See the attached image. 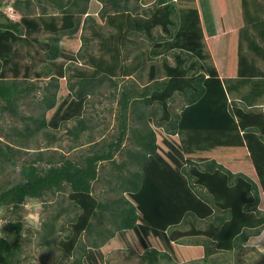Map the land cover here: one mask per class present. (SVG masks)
Instances as JSON below:
<instances>
[{
    "label": "trees",
    "instance_id": "trees-1",
    "mask_svg": "<svg viewBox=\"0 0 264 264\" xmlns=\"http://www.w3.org/2000/svg\"><path fill=\"white\" fill-rule=\"evenodd\" d=\"M4 1L0 0V5ZM52 1L63 13V22L59 25L54 18L44 20L46 31L52 33L48 41L39 42L46 49L47 69L36 74L50 77L44 85L30 80V65H25L21 75L20 62L15 58V45L29 40L28 36L40 31L42 24L19 12L20 0L15 2L13 12L21 16V21L0 11V111L25 124L24 131L17 130L16 140L10 139L5 148L0 147L2 160L14 165L21 162L19 180L0 186V228L4 232L0 235V264L20 263L25 229L20 211L28 199L45 201L49 195H63L57 202L61 210L43 222L42 236L47 245H53L58 217L64 211L73 212L69 232L59 239L65 250L63 257L71 259L72 264H104L105 253L115 248L138 254L146 264H162L163 260L168 264L198 260L208 264L217 261L210 257L215 252L233 251L259 235L264 229V109L256 107L252 98L264 94V79L255 81L257 93L253 95L252 88L243 94V105L238 106L229 102L231 88L228 90L213 64H192L196 71L203 70L194 73L198 74L195 78L189 76L191 65L185 66L186 52L192 56L199 53L203 60L210 56L201 43L205 33L200 4L196 0L177 4L157 0L154 7L142 13L130 4L132 0H101L104 6L100 17L106 16L110 28L104 33L103 28L94 27L96 19L89 13L91 0ZM231 1L211 2L216 8V28L225 35L230 27L220 24L229 17L217 11L224 13ZM238 2L247 20L259 22L262 29V37L258 44L252 42V49L264 63V46H260L264 41V0ZM47 11L44 6L41 14ZM82 23L91 27L92 35L82 36L81 47L76 39L62 42L63 37L76 36ZM158 27L162 34L157 35ZM236 34L231 33L230 58L241 59ZM142 35L149 38L151 46H141L134 40L138 51L126 45L127 38ZM93 38L100 41L101 55L86 59L82 47L89 46ZM172 53L177 54L176 65L168 59ZM77 60H84L88 67L71 72ZM259 73L264 77L262 69L254 74ZM146 76V84L136 82ZM119 77L132 79L119 94L115 137L93 142L75 156L52 151V143L58 138L55 131L71 120L76 124L67 132L76 144H82L79 139L87 130L88 140L93 139V126L82 113L91 96L100 93L106 83L117 86ZM38 91L39 111L25 115L20 110L23 100L30 94L37 97ZM176 94L186 99L180 112L171 109ZM152 106L156 107L154 116L147 121L143 115H148ZM158 109L162 111L160 117ZM40 131L48 138L46 151L38 147L32 157L23 159L22 155L32 148L31 138ZM116 154L123 156L121 162ZM108 162L121 174L115 183L108 178L110 172L101 173ZM248 164L254 167L257 178L245 171ZM103 180L109 185L99 198L94 183ZM109 190L113 195L104 196ZM65 198L70 206H60ZM6 211L9 215L4 221ZM11 213L18 217L13 218ZM179 226L185 229L178 230ZM84 233L91 237L88 245L79 243Z\"/></svg>",
    "mask_w": 264,
    "mask_h": 264
},
{
    "label": "rangeland",
    "instance_id": "rangeland-1",
    "mask_svg": "<svg viewBox=\"0 0 264 264\" xmlns=\"http://www.w3.org/2000/svg\"><path fill=\"white\" fill-rule=\"evenodd\" d=\"M17 0H5L0 5V11H6V15L10 17L11 19L15 21H21V16L16 15L13 12V9H15V2ZM22 3L20 4L21 11L20 13H28L30 17H33L37 19L41 24L42 28L40 31L33 33L31 36H28L29 40H21L19 41L16 46V60L20 62L21 67V75L25 72V65L31 66V74H30V80L36 81L38 84L44 85L49 80V75L44 74L43 76L39 77L37 76L36 72L42 71L46 68L47 64V56H46V49L45 47H42V45L39 42L42 41H48L50 35H52L51 32L46 31L44 26V20H51L50 18H54L57 24H62L63 22V13L60 12V10L57 8V6L54 4L52 0H20ZM141 1V2H140ZM64 2H67L64 0ZM154 2V1H152ZM149 4L145 3L143 0H132L131 5L137 6L139 8V11L142 12L143 10L155 6V2ZM29 3V6L27 5ZM144 5V6H143ZM48 7L47 14H41L43 7ZM104 6V2L101 0H91L89 4V13L90 15H93L96 19V22L94 24L95 29L103 28L104 33L106 31H109L110 28L106 24V16L100 17V11L102 7ZM109 8L110 5L107 4ZM88 14H85L82 16V18H85ZM84 23H82V26L76 36L72 37H63L62 42L64 43L66 41H70L71 39H76V41H79L80 47L83 40V35L91 36L92 35V29L89 27L88 24L85 23V27H83ZM22 30L25 31L26 28L22 25ZM158 33V32H157ZM33 37V38H32ZM35 37L38 39L35 40ZM71 38V39H70ZM133 39V43L131 44V40ZM132 39L127 38L126 39V45L133 46L137 48L139 51V45L134 43V40L138 41L141 46H151L150 40L146 36H133ZM72 40V41H74ZM81 41V42H80ZM99 40L98 39H91L89 46H83L82 50H86V59H89L91 55H96V57H100L101 51L99 50ZM63 43V44H64ZM262 48L264 46V41H262L261 45ZM144 48V47H143ZM77 65H73L71 67V72L76 71L78 68L86 69L88 65L85 63L84 60H77ZM67 64V63H66ZM262 71H264V63H261ZM146 73V71H145ZM256 76L263 77L260 73ZM22 77V76H20ZM132 78L129 77H119L117 79L118 84L117 86H113L112 84L106 83L104 87L101 88V92L97 95L91 96L88 100V103L85 107L84 112L82 113L87 121L88 124L92 125V133H93V139L91 141L88 140V135L90 131H84V133L81 135V138L79 141H81L82 144H76L74 141V138L71 134L67 132L68 128L75 125V120H71L68 122V124L64 127H61L60 129H57L56 135L57 139L52 143V146L50 149L52 151H63L69 156H75L76 154L83 152V150L87 149L88 147H91L90 144L95 142L99 143L100 141H111L113 137L118 133V122H117V110L120 107L119 103V94L122 90L123 86L125 84L127 85L129 80ZM149 81V78H146L141 80L139 78L136 79V82L140 85L146 84V82ZM152 83V82H151ZM41 92L38 91L37 97L32 96L31 94L24 99V103L21 106V111L25 113V115L30 114H36L37 111H39L40 103H39V95ZM111 93H114L113 96H111ZM262 105L264 106V96L261 97ZM177 102L180 103L179 100ZM174 108L178 107V104H175L173 106ZM156 108L155 106L148 108L149 112L148 115L144 114L143 116L146 118V120H150L154 116L153 110ZM264 109V107H263ZM132 114V112H130ZM130 114V115H131ZM162 114L161 109H158V117H160ZM141 122V121H140ZM24 122L23 120H20L19 118H16L14 116H11L8 112H2L0 111V147L5 148L6 143L10 142V139L12 141L16 140L18 138L17 130L24 131ZM142 127V126H141ZM47 137L40 131L36 137H32L30 143V148L27 154H23V159L30 158L33 156L36 151H38V147L43 148V150L46 151V141ZM38 142V143H37ZM124 143L127 145L129 144L126 140ZM76 145L74 148H70V145ZM39 145V146H38ZM94 145V144H93ZM49 151V150H48ZM47 151V152H48ZM158 153L162 155V151L158 150ZM249 153V152H248ZM163 156V155H162ZM123 156H120V154H116V158L118 162H121ZM219 156H216L217 158ZM166 158V157H165ZM168 160H166L167 162ZM20 167L21 162L18 161L16 165H14L11 162H8L6 160H2L0 157V186L2 184H5L7 181H10L12 183H15L19 180L20 177ZM111 164L108 162L106 163V168L102 170L101 173H109L108 178H110L111 182L116 181L117 177L120 178L121 174H118V168H112ZM240 168L239 170H241ZM111 170V171H110ZM252 170V171H250ZM249 175L253 172V177L257 178V174L254 167L250 164L247 165L246 170ZM107 176V175H106ZM107 181H99L95 182V193L101 194V190L106 189ZM109 185V184H108ZM119 185V184H118ZM117 185V187H118ZM110 186H112L110 184ZM103 192V193H104ZM66 197V196H65ZM103 197V194L100 198ZM63 198L62 194L59 195H49L48 198L43 201L41 199H28L26 203L23 205V208L21 209V218L25 222V229L22 236V248L18 255L20 259L19 264H72L71 259H68L66 256L63 257L64 249L62 248V244L59 242L60 238H63L64 235H66L69 232V226H70V217L74 214L73 212H62L61 215L58 217L56 222V230L57 234L54 236L53 245L49 246L44 242L43 233L45 234V230H43V222L49 220L50 218L54 217L53 215H56V213L61 210V208L57 207V202ZM65 207L68 205V200L65 198L62 202H60V206ZM70 206V205H68ZM264 209V207H263ZM3 213L5 208H2ZM7 215H9V212L6 211V216H4V221L7 220ZM13 218H17L18 215L15 213L10 214ZM3 221V220H2ZM0 220V227L3 223ZM185 229L184 226H179L177 228ZM47 231V230H46ZM2 229L0 228V235L4 234L2 233ZM48 232V231H47ZM91 237L86 235L84 233L81 236L80 244L86 243L88 245V241ZM191 239V237H190ZM210 244V243H209ZM210 247L211 244H210ZM77 255V254H76ZM75 255V256H76ZM211 258H215L217 261L210 260L207 262L208 264H264V229L259 235H255L250 237L249 241L245 243L243 246H241L238 249H235L233 251H219L215 252L210 256ZM104 264H146L143 263L139 257L138 254H133L132 252H129L126 249L123 248H115L113 250L107 251L104 256ZM162 264H168L167 261H162ZM186 264H202L201 260H198L196 262H187Z\"/></svg>",
    "mask_w": 264,
    "mask_h": 264
},
{
    "label": "crops",
    "instance_id": "crops-1",
    "mask_svg": "<svg viewBox=\"0 0 264 264\" xmlns=\"http://www.w3.org/2000/svg\"><path fill=\"white\" fill-rule=\"evenodd\" d=\"M143 1H144V5H146L147 3L149 4L152 1L157 2V0H143ZM172 1H174L175 4H177L178 1L181 0H172ZM196 1L198 4H200L199 15L201 16L202 25L205 33V37L203 38L201 43L204 44L205 46V53L209 54L210 56H208L207 59L203 60L199 53L195 54V56H192V54L186 52V55L184 56V58L186 59L185 66L188 67L189 65H191L190 68L188 69L190 71L189 76L195 78L198 76V74H194V73H200L201 70H203V68H201L199 72L196 71L195 69H193L192 64L204 65L205 61L207 62L208 66H211V64H213L218 69L219 77L222 79L225 86L227 84L228 90L229 88H231L228 93L229 102L233 103L234 101V103H236L238 106H242L243 105V101L241 99L242 95L245 93H249L252 88L253 90L256 88V85H254L255 81H262V79H264V77L256 76L254 74L257 73L259 69H262L261 66L262 60L260 59V57H258L256 51L252 49V42L256 41V43L258 44L260 38L262 37V32H261L262 29H260V26L258 24L259 22L257 23V21L255 22H250V20L248 21L244 14L243 7L239 5L238 2L239 0H232L229 5L230 7L227 8L224 11V13L219 9L217 11V14L229 17L224 20L223 24H220L222 27H230L228 31H224L227 33L225 35L222 32H218V30L220 29L216 28L214 14H213L216 8L213 9V7L211 6V2L213 0H196ZM261 2L262 1H260V3ZM258 5L259 2L258 3L255 2V6ZM261 14H263V12ZM161 29H162L161 27L156 28V32L162 34ZM233 32H237L236 34L238 38L237 44H240L239 54L243 55L241 56V59H239L240 56L238 58L234 56L230 58L231 33ZM195 45L198 46V43H195ZM176 56L177 54H173V53L168 56L169 61L174 65L177 64ZM197 58H199V60L197 61L199 64L196 62ZM253 74L255 76H253ZM245 79L247 82H244ZM260 85H258V87ZM256 91L257 89L253 91V95L257 93ZM263 96L264 94L262 96H260L259 94L253 96L252 98L254 99L253 103H255L256 107H261V108L264 107L261 101V97ZM177 100H179L180 103L177 102ZM185 101L186 99L184 100V97L182 95L176 94L175 99L171 101V109L174 112H180ZM175 104H178L177 108L173 107ZM100 192L101 194L97 193L99 198L102 196L104 189L101 190ZM109 195H113L111 190L107 191V193L104 194V196H109Z\"/></svg>",
    "mask_w": 264,
    "mask_h": 264
}]
</instances>
